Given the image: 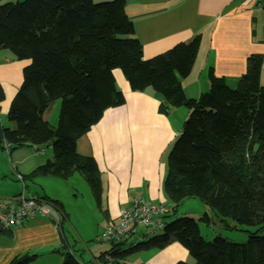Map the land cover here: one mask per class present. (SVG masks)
I'll use <instances>...</instances> for the list:
<instances>
[{
	"label": "trees",
	"instance_id": "obj_1",
	"mask_svg": "<svg viewBox=\"0 0 264 264\" xmlns=\"http://www.w3.org/2000/svg\"><path fill=\"white\" fill-rule=\"evenodd\" d=\"M124 5L125 0H0V49L30 60L7 111L13 127H0V143L7 141L12 149L50 144L53 153L22 175L23 182L36 175L66 178L77 172L99 201L97 164L76 150V141L107 107L124 102L112 74L118 67L131 90L149 86L161 95L162 112L167 106L188 111L167 153L163 190L171 202L170 214L183 199L195 197L223 222L264 227L263 56L246 58L245 72L234 87L209 68L207 90L186 97L180 80L191 69L199 36L145 59ZM2 94L0 88V98ZM55 99L60 100L58 120L51 126L43 113ZM40 198L62 210L58 200ZM203 219H209L206 213ZM173 240L186 248L193 264H264V234L251 233L243 242L220 235L205 240L196 220L186 215L163 222L161 233L126 244L128 248L121 247L124 241H107L111 246L98 259L127 264L129 253L162 248ZM33 257L17 255L8 264H27ZM59 264L84 262L67 252Z\"/></svg>",
	"mask_w": 264,
	"mask_h": 264
},
{
	"label": "crops",
	"instance_id": "obj_2",
	"mask_svg": "<svg viewBox=\"0 0 264 264\" xmlns=\"http://www.w3.org/2000/svg\"><path fill=\"white\" fill-rule=\"evenodd\" d=\"M124 10L133 24L134 36L142 45L145 59L178 42H187L194 36H199L200 42L191 69L180 80L186 97H197L207 90L209 68L216 76L223 77L230 87H234L237 79L245 72L246 58L250 54L263 56L259 81L264 85V0H125ZM6 50H0V88L3 92L0 112L7 116L10 101L22 80L23 62H14L13 54L9 50L10 54H6ZM112 74L115 87L123 94L124 102L107 107L99 120L76 141V150L81 154L91 155L100 173L102 193L99 201H96L87 184L96 202L90 204L97 207L102 215L100 226L94 229L98 237L103 227L116 221L119 210L126 207L133 198L170 206L163 190L166 155L180 133L188 112L182 106H167L166 112H162L160 106L163 100L159 93L149 86L142 91L131 90L118 67L112 69ZM58 101L55 99L51 102L54 110ZM49 116L50 113L44 111L43 118L50 124L52 122H49ZM0 127L12 128L13 125L8 122L6 126ZM22 146H29L34 153L22 148H15L11 152L9 145L8 150L5 149L8 156L6 159L2 155L4 145L0 143V157L5 160L6 170L14 174V179L15 174L26 175L53 156L50 144L47 147L51 150L42 146ZM11 153L13 160L10 158ZM75 174L79 173L74 172L66 178L36 175L25 179L30 180V185L24 181V186L21 184L22 189L18 192L0 191V200H6L4 203L11 207L17 206V196L21 192L27 197L45 196L58 200L63 214L59 228L53 223L58 218V213L53 212L51 216L36 215L12 226L8 232L1 233L0 264H8L14 256L23 254L34 255L30 261L35 262L38 249H45L47 246L62 247L60 254H57L59 251L56 249V253H52L57 255L53 258V264H59L67 252L76 257L74 248L78 240L84 243L89 236L76 226L72 229L77 240L67 234L65 236L62 225L66 220L69 221L70 215L49 185L60 186L71 178L76 180ZM4 176L5 174H0V182ZM79 176L85 181L80 174ZM49 233L50 236L46 237ZM46 238L50 239L47 241ZM109 248L103 245L92 246L88 249V261L92 264H111L108 258L106 263L98 259ZM76 258L81 260V257ZM85 260L87 259L83 261ZM88 261L84 263L89 264Z\"/></svg>",
	"mask_w": 264,
	"mask_h": 264
},
{
	"label": "rangeland",
	"instance_id": "obj_3",
	"mask_svg": "<svg viewBox=\"0 0 264 264\" xmlns=\"http://www.w3.org/2000/svg\"><path fill=\"white\" fill-rule=\"evenodd\" d=\"M17 1H22V0H10V2H17ZM0 50H4V49H0ZM6 54H10V52L6 50ZM12 57L14 62H23L24 64L27 61L24 65L23 64L21 65L22 68L30 62L29 59L18 60L14 56ZM57 103L58 104L55 110L52 108L53 104L51 103L45 109V112L50 113L49 122H52L50 123L52 126L57 125L60 100ZM7 119L8 118L6 116V113L2 114L0 112L1 126L7 125L8 123ZM47 145L49 144L41 145V146L47 147ZM21 148L28 149V151H31V153L33 152L29 146L27 147L20 146L16 149H21ZM16 149H11L10 151L13 152ZM49 149L51 150V148ZM2 151H3L2 155L4 156V158L7 159L8 156L7 153L5 152V148ZM36 154L43 156V154L40 153H36ZM10 158L13 160L12 153L10 155ZM12 165H14V163H12ZM5 170H6L5 160L2 157H0V174H5V176L2 177L1 180L2 182H0V191L2 190L4 192H18L19 189L21 190L22 188L20 181L14 179L13 177L14 174H12L10 170L7 169L6 172ZM75 175L76 176L74 177H76V180H74L75 178H71L70 180L64 182L60 186L59 185L57 186L55 184H49V185L54 189V194L59 196L58 198L61 200L64 209L70 215V219H68L69 221L66 220L62 225L65 232V236L67 234L69 236H72L74 240L78 239L76 235L73 233V229H72L73 226H76V228H78L79 230L81 228L82 229L81 231L84 230L86 234H88L89 236L84 241V243H81L78 240L77 242L78 244L74 248V255L76 257H81V260L82 258L83 260L87 259L85 261L82 260L83 262H87L88 261L87 255L89 254L88 249L92 248V246L99 247L101 245H103L104 247L106 246V248H109V246H111V243L107 241H100L99 237L97 236L98 233L94 231V229L96 230V228L100 226V222L102 218L101 212H99V209L97 207L92 206L96 202L94 201L93 196L90 194L88 190L87 183L82 178H80L79 174H75ZM25 182H26L25 184H27L28 186L30 185L29 184L30 180H26ZM2 201L6 202V200L5 201L2 200ZM168 203H169L168 205H171L170 201ZM52 213L53 212H50V216L52 215ZM205 213L209 217L207 221L203 219ZM183 215L189 216L196 220L200 234L205 240H210L214 236L220 235L231 241L243 242L247 239L248 235L251 233H256L258 235L264 234V227H261L260 229H256V226L238 224L229 219H226L225 220L226 222H223L222 220H220L219 216L214 213L212 209H210L208 206H206L203 202H201L199 199L195 197H187L183 199L175 206L174 213L172 214L166 213L164 217H162V220L163 222H169L174 217L183 216ZM47 218L50 220L49 217ZM57 222H58V218H55V221L53 222L54 226ZM52 225L51 228L53 229ZM68 227H70L71 230ZM161 232H162V227L155 234ZM155 234H151L149 238L151 236H154ZM49 236L50 233L46 235V237ZM49 239L50 238H46L45 240L48 241ZM121 247L123 249L128 248L126 244H121ZM55 249L59 251L57 254H60V251H63L62 247L51 248L47 246L45 247V249L40 248L38 249L37 260L35 262L30 261L27 264H53V258L55 259V257H57L56 254L55 255L52 254V253H56ZM180 260L188 262L190 264L194 263L193 258L188 254L186 248L176 240L171 241L162 248L141 249L131 252L125 257V262L127 264H137V263L177 264L178 261ZM88 263L92 264L90 263V261H88Z\"/></svg>",
	"mask_w": 264,
	"mask_h": 264
},
{
	"label": "built area",
	"instance_id": "obj_4",
	"mask_svg": "<svg viewBox=\"0 0 264 264\" xmlns=\"http://www.w3.org/2000/svg\"><path fill=\"white\" fill-rule=\"evenodd\" d=\"M8 150L9 144L3 142ZM23 185L22 175L15 174ZM17 206H7L0 200V230L20 224L36 215H50V212L58 213V228L61 225L63 214L51 203L40 197H27L21 192L17 196ZM171 213L170 206L162 203L146 202L138 198L119 210L116 221L103 227L99 235L101 241H124L125 244H135L144 240L151 234H155L163 225L162 217ZM156 235V234H155Z\"/></svg>",
	"mask_w": 264,
	"mask_h": 264
}]
</instances>
